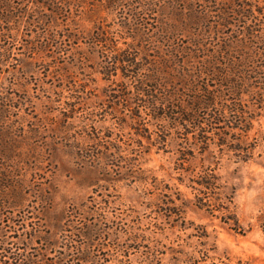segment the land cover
I'll use <instances>...</instances> for the list:
<instances>
[{
	"label": "rangeland",
	"instance_id": "obj_1",
	"mask_svg": "<svg viewBox=\"0 0 264 264\" xmlns=\"http://www.w3.org/2000/svg\"><path fill=\"white\" fill-rule=\"evenodd\" d=\"M19 1L41 17L32 0ZM68 1L67 19L30 27L21 18L11 23L8 42H0V54L11 53L0 62V264L13 254L42 264L59 251L73 254L74 264H193L209 249L215 250L207 264H264L257 222L264 211V112L250 134L249 142L258 139L251 161L217 147L183 161L176 142L159 151L131 128L125 105H135L133 94L127 104L121 87L104 79L100 46L91 43L103 27L124 35L120 48L126 41L153 49L155 42L142 44L123 28L131 8L145 13L154 38L163 25L169 32L184 27L173 37L186 39V21L201 15L208 0H131L117 11L108 0ZM136 153L147 182L124 178L121 157ZM202 166L216 169L226 194L234 188L226 205L246 230L252 227L247 234L230 230L220 212L197 206L191 179ZM164 195L180 207L181 220L166 216Z\"/></svg>",
	"mask_w": 264,
	"mask_h": 264
},
{
	"label": "trees",
	"instance_id": "obj_2",
	"mask_svg": "<svg viewBox=\"0 0 264 264\" xmlns=\"http://www.w3.org/2000/svg\"><path fill=\"white\" fill-rule=\"evenodd\" d=\"M125 1L131 0H108L107 8L122 10ZM31 2L38 6L41 17L19 0H0V42H8L9 34L14 33L11 23L15 25L19 19L27 17L31 27L35 22L38 25L45 23V19L49 24L52 19H67L73 4L68 0ZM46 9L50 14L44 12ZM129 13V17L122 21L123 28L134 32L142 44L155 42L153 49L143 47V51L138 45L126 41L123 43L125 47L120 48L119 37L124 38V35L103 27L98 28L99 32L91 43L100 46L102 65L99 72L104 79L121 87L120 98L127 104L126 96L133 94L135 105L131 109L125 105V110L131 112V128L138 136L157 146L159 151L167 152L168 144L176 142L183 161L194 156L196 151L203 154L212 147L222 153H232L244 163L251 161L258 139L254 137L249 142L250 134L264 112V0H236L221 5L208 0L201 15L193 14L186 21L185 27L190 30L186 39L173 37L174 31L180 34L184 27L174 26L169 32L163 25L162 28L157 26V38H154L145 13L138 8H131ZM12 41H16L15 36ZM9 58L8 49L0 54V62ZM120 73L122 80L117 81ZM139 143L142 149L144 145ZM104 146L106 149L110 147ZM118 148L122 149L121 146ZM140 153L121 157L124 159L125 179L147 182L139 161ZM191 182V188L197 191L195 199L199 208H206L211 214L220 212L221 221L237 234L245 235L252 229L250 226L246 230L226 205L233 202L234 188L230 194L223 191L225 186L216 169L202 166V171ZM164 196L169 199L164 202L166 216L176 222L181 220L180 207L170 195ZM211 198L216 204H212ZM257 222L264 236V211ZM66 246L71 249V245ZM210 250L215 249L202 251L201 260H195L193 264H207ZM59 254L42 264H74L77 260H71L73 254L64 251ZM10 260L1 263L41 264L43 261L19 254H13ZM228 260L223 264H232ZM238 264L250 263L239 260Z\"/></svg>",
	"mask_w": 264,
	"mask_h": 264
}]
</instances>
